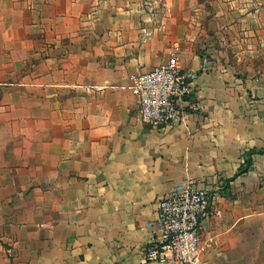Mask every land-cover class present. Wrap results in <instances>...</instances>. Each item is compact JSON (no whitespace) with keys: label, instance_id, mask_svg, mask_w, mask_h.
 <instances>
[{"label":"crops","instance_id":"obj_1","mask_svg":"<svg viewBox=\"0 0 264 264\" xmlns=\"http://www.w3.org/2000/svg\"><path fill=\"white\" fill-rule=\"evenodd\" d=\"M170 59L199 109L151 129L128 87ZM261 149L264 0H0V264H157L187 180L212 198L201 264H264Z\"/></svg>","mask_w":264,"mask_h":264},{"label":"built area","instance_id":"obj_2","mask_svg":"<svg viewBox=\"0 0 264 264\" xmlns=\"http://www.w3.org/2000/svg\"><path fill=\"white\" fill-rule=\"evenodd\" d=\"M194 79L195 74L180 69L174 59L134 76L128 88L138 99L141 123L156 130L182 124L186 108L199 109L190 101ZM211 199L206 187L193 180L162 197L157 203L155 237L144 249V262L201 264V228L212 214Z\"/></svg>","mask_w":264,"mask_h":264},{"label":"trees","instance_id":"obj_3","mask_svg":"<svg viewBox=\"0 0 264 264\" xmlns=\"http://www.w3.org/2000/svg\"><path fill=\"white\" fill-rule=\"evenodd\" d=\"M258 153L263 154L264 149H261L260 151H258ZM250 165H251V161L246 159L245 164L242 167H240V169L237 172V175L245 173L248 170V168L250 167Z\"/></svg>","mask_w":264,"mask_h":264}]
</instances>
